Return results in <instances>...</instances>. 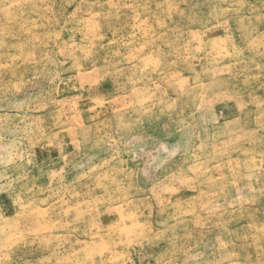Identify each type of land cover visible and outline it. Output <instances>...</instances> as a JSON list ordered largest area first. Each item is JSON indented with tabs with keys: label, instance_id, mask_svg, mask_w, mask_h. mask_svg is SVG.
<instances>
[{
	"label": "rangeland",
	"instance_id": "rangeland-1",
	"mask_svg": "<svg viewBox=\"0 0 264 264\" xmlns=\"http://www.w3.org/2000/svg\"><path fill=\"white\" fill-rule=\"evenodd\" d=\"M0 264H264V0H0Z\"/></svg>",
	"mask_w": 264,
	"mask_h": 264
}]
</instances>
